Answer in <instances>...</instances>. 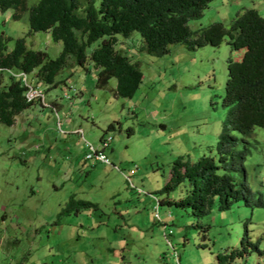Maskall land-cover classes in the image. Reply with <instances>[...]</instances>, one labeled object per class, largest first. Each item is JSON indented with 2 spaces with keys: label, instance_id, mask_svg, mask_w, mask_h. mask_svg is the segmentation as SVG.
Returning a JSON list of instances; mask_svg holds the SVG:
<instances>
[{
  "label": "rangeland",
  "instance_id": "rangeland-1",
  "mask_svg": "<svg viewBox=\"0 0 264 264\" xmlns=\"http://www.w3.org/2000/svg\"><path fill=\"white\" fill-rule=\"evenodd\" d=\"M39 1L27 0L19 19L13 9H0V37L11 38L9 50L24 38L29 49L55 59L63 43L30 28V8ZM245 9L264 16V0H214L189 26L230 27ZM144 46L139 32L118 35L116 49L143 72L133 98L117 95L116 79L99 87L90 61L80 66L70 58L55 87L28 75L49 106L34 101L13 125L0 121V264H214L232 246L222 217L168 205L164 200H175L180 189L163 188L177 158L217 153L232 111L223 104L228 64L243 51L230 37L196 50L174 44L161 57ZM250 141L255 152L264 150V129ZM89 146L103 150L108 163L90 158ZM260 171L262 178L264 166ZM257 219L264 233V209ZM237 264H264V235Z\"/></svg>",
  "mask_w": 264,
  "mask_h": 264
},
{
  "label": "trees",
  "instance_id": "trees-1",
  "mask_svg": "<svg viewBox=\"0 0 264 264\" xmlns=\"http://www.w3.org/2000/svg\"><path fill=\"white\" fill-rule=\"evenodd\" d=\"M212 1L101 0L97 7L95 0H86V4L81 0H40L30 8V28L33 32L50 31L55 41L63 43L61 54L49 60L45 52L29 49L24 38L17 39L9 50L11 38L0 37V68L34 73L39 82L55 87L70 58L80 66L90 61L98 69L99 87L116 79L117 95L133 98L142 84L143 72L138 63L116 49L118 35L130 38L139 32L144 50L158 57L174 44L184 43L196 50L219 46L230 37L233 49L242 50L243 55L228 64L223 98V104L232 107L228 128L215 155L197 161L177 158L163 191L169 194L180 189L175 200H164L168 205L212 220L222 217L232 246L217 253L214 264H237L260 248L264 235L257 219V213L264 209V176L259 177L264 150L255 152L257 146L250 141L256 128L264 129V16L256 9H245L230 27L217 22L200 32L193 31L189 21L200 18ZM0 9H13L19 19L27 10V0H0ZM99 40L101 43L88 55V48ZM3 76L0 121L11 126L33 103L26 100L20 81L8 79L5 84ZM254 233L259 237L254 239Z\"/></svg>",
  "mask_w": 264,
  "mask_h": 264
},
{
  "label": "built area",
  "instance_id": "built-area-1",
  "mask_svg": "<svg viewBox=\"0 0 264 264\" xmlns=\"http://www.w3.org/2000/svg\"><path fill=\"white\" fill-rule=\"evenodd\" d=\"M5 72L9 74V79H14L15 81H20L23 87H25V98L28 102L33 103L34 101H42L45 102V95H44V89L40 86H34V84L29 81V76L26 72L18 71L15 69H2L0 68V75H5ZM44 106H49L48 104L44 103ZM105 145L103 150L107 147L106 144H108L107 141H104ZM90 154L89 157H95L96 160L108 163V158L106 154L103 152V150H94L92 146H89ZM159 202V201H157ZM158 208V205H157Z\"/></svg>",
  "mask_w": 264,
  "mask_h": 264
}]
</instances>
